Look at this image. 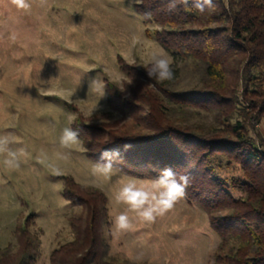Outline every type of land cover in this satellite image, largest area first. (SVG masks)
<instances>
[{"label": "rangeland", "instance_id": "obj_1", "mask_svg": "<svg viewBox=\"0 0 264 264\" xmlns=\"http://www.w3.org/2000/svg\"><path fill=\"white\" fill-rule=\"evenodd\" d=\"M29 3V9L21 10L11 0H0V134L13 133L18 142L14 147L23 146L29 152V159L18 170L0 164V252L15 255L18 235L26 229L38 244L35 264H50L51 253L73 240L68 219L80 210L63 198L64 179H72L84 189L100 190L107 198L109 216L118 181L128 176L119 173L108 181L93 177V161L83 145L71 150L60 147L62 129L80 117L96 126L111 121L108 126L124 125L129 131H141L122 117L125 115L110 109L106 93L101 98L90 91V80L95 78L102 88L111 85L113 92L126 99V93L135 91L142 81L137 76L148 77L143 66L153 53L163 51L170 56L155 39L160 27L144 21L138 12L140 3ZM177 67L178 78L169 89L172 96L204 89L202 72L195 63L180 61ZM126 68L133 69L131 84H127L130 78ZM230 85L234 83H227ZM241 94L242 88H238L239 101ZM163 105L168 106L169 121L179 122L177 126L187 132H202L206 140L213 139V132L226 124L212 108L172 106L168 102ZM227 107L232 109L227 118L232 126L237 111L232 104ZM246 133L259 145L257 137L264 140V121L246 127ZM67 152L68 158L62 159L61 154ZM221 161L219 172L229 185L241 179L238 165ZM232 196L239 198L241 193L232 190ZM219 243L208 215L183 199L153 224H137L135 231L118 237L110 234L109 255L119 262L136 264H215ZM137 256L139 260L130 259Z\"/></svg>", "mask_w": 264, "mask_h": 264}, {"label": "trees", "instance_id": "obj_2", "mask_svg": "<svg viewBox=\"0 0 264 264\" xmlns=\"http://www.w3.org/2000/svg\"><path fill=\"white\" fill-rule=\"evenodd\" d=\"M167 2L142 0L137 9L144 21L160 27L155 39L172 60L174 78L160 83L137 76L142 81L126 93V99L111 85L105 86L110 109L141 131L108 126L111 121L96 126L80 117L71 127L80 130L85 154L93 162L102 151L118 150L120 158L114 163L124 175L154 178L169 167L187 174L190 184L184 199L208 215L220 240L215 264H264V140L257 137L258 145L246 133V127L264 121V0H213L215 9L204 14L182 6L169 11ZM185 60L199 67L204 89L172 96L169 89L178 78L177 63ZM125 73L134 79L133 69L126 68ZM229 82L234 86H227ZM238 88L241 101L236 97ZM163 102L212 108L226 124L213 132V139H203L202 132H187L177 126L179 122L169 121ZM228 104L238 116L232 126ZM221 160L238 165L241 179L229 185L219 172ZM232 190L241 196L233 197ZM63 198L80 210L68 219L73 240L51 253L50 264H136L109 255L108 201L100 190L84 189L65 178ZM17 240V253L0 252V264H35L36 240L26 229Z\"/></svg>", "mask_w": 264, "mask_h": 264}, {"label": "clouds", "instance_id": "obj_3", "mask_svg": "<svg viewBox=\"0 0 264 264\" xmlns=\"http://www.w3.org/2000/svg\"><path fill=\"white\" fill-rule=\"evenodd\" d=\"M130 4L142 3V0H129ZM11 3L18 9L27 10L30 8L29 0H11ZM178 6L184 7L185 11L193 9L204 14L215 9L213 0H168L169 11L175 10ZM150 17V14H147ZM147 76L151 80L163 83L174 78L172 61L163 51L153 53L150 59L143 66ZM132 79L127 84H131ZM88 88L94 91L101 98L105 95V88L95 78L90 80ZM124 89H121L123 91ZM74 119L70 120V124ZM18 142L11 132L0 134V164L8 170L20 169L23 162L29 159L28 150L23 147H14ZM59 145L62 149L71 150L73 146H81L80 130L71 126L62 129L59 137ZM131 147L126 145L125 148ZM70 152L61 154L62 159H67ZM120 158L119 151H102L100 159L91 164V175L104 181L110 180L113 176L121 173V169L114 163ZM59 175V170L55 169ZM190 184V177L182 172H176L172 168H165L154 178L141 179L127 176L118 181L113 192V209L110 210V229L105 232L113 237H118L136 229L137 224H153L159 218L170 213L178 202L186 196L187 187ZM139 260L140 257H130Z\"/></svg>", "mask_w": 264, "mask_h": 264}]
</instances>
